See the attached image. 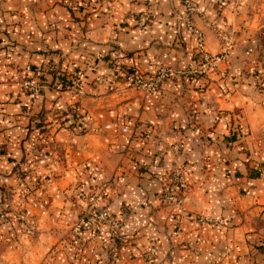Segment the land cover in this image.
I'll list each match as a JSON object with an SVG mask.
<instances>
[{
    "label": "crops",
    "instance_id": "0c3cea01",
    "mask_svg": "<svg viewBox=\"0 0 264 264\" xmlns=\"http://www.w3.org/2000/svg\"><path fill=\"white\" fill-rule=\"evenodd\" d=\"M195 1L204 48L222 56L206 72L183 0H0V183L23 156L41 174L21 240L0 224V264H138L153 241L162 264H264L263 3ZM160 64L174 71L157 94L124 79ZM28 65L44 83L37 95L17 82ZM72 76L86 93L62 86ZM177 142L184 211L160 199ZM94 182L119 219L114 233L72 228L77 191Z\"/></svg>",
    "mask_w": 264,
    "mask_h": 264
},
{
    "label": "built area",
    "instance_id": "2783aa9c",
    "mask_svg": "<svg viewBox=\"0 0 264 264\" xmlns=\"http://www.w3.org/2000/svg\"><path fill=\"white\" fill-rule=\"evenodd\" d=\"M106 5L109 8L111 4L106 2ZM183 6L184 14L182 17L185 25L189 30L195 33L197 44L201 51V64L199 70L201 72H206L211 66L215 65L222 56L220 54H212L204 48L202 30L195 24L193 18L194 14L200 12L196 1L183 0ZM148 18L149 13L142 12L137 16L136 22L140 25H144ZM216 34L223 41L228 42L230 46L232 45L228 33L217 29ZM224 49L226 50V48ZM49 68L50 65L46 67L47 70H49ZM26 70L29 73L34 71L35 74V70H32L29 65L26 66ZM173 71L174 70L171 66L160 64L151 74H144L135 70L126 73L124 79L129 86L141 90L145 96H150L159 93L162 82L169 77ZM35 77L36 76H23L20 77L17 82L23 90L30 92L33 95H37L42 91L44 83ZM96 80L101 82L102 77L97 75ZM68 88H71L78 93H85L78 76L68 78ZM122 130L127 131V128L122 127ZM173 151L175 153L173 165L164 179L162 190L160 192V199L165 205L178 211H184V197L190 185L186 177L187 166L184 158H181L182 153L178 143L173 145ZM199 218L202 221H210L214 223L219 221L218 218L202 214H200ZM104 224L108 226L112 233L116 232L120 226L119 219H117L109 210L104 189L97 187L88 193L86 204L81 210L80 215L72 228L74 231L86 229L89 230L91 234L95 235ZM157 253L158 247L156 242L153 241L148 243L139 256L138 264H162Z\"/></svg>",
    "mask_w": 264,
    "mask_h": 264
},
{
    "label": "rangeland",
    "instance_id": "374dc122",
    "mask_svg": "<svg viewBox=\"0 0 264 264\" xmlns=\"http://www.w3.org/2000/svg\"><path fill=\"white\" fill-rule=\"evenodd\" d=\"M258 1L262 2L263 5H260V7L255 6L256 12L254 15L257 16V19H261L264 23V0H258ZM79 4L80 1H77L76 5ZM260 31L262 35H264V25L263 27L260 28ZM262 38L264 39V36ZM256 45L259 46L260 43H257ZM262 45L264 48V41ZM18 79H20V77ZM87 94H91V93L87 92ZM77 113L78 112H76L75 110L70 111L71 114L70 116L72 117V119H78V117H80L79 114ZM44 129H46V127H43L42 130ZM46 141L47 140L42 141V143H46ZM180 150H181V145H180ZM34 157L35 159H39V158H44V155L37 152L35 153ZM181 158L183 157L181 156ZM25 161L26 158H24L23 156V158H21V160L17 163L15 170L9 172L8 173L9 175L3 173L2 175L4 176L3 177L4 180L2 181V183H0V224L1 223L10 224L13 230L15 231L12 237L17 239L18 241L21 240V239L19 240L20 236L18 235V233H20L23 230H27L30 227V223L27 222L28 220L27 210L29 207L28 202L31 200L32 195L39 194L40 186H41L40 184L41 174L35 171V168L33 167L26 168L25 166H23ZM184 161L186 162V160ZM6 176H8L9 179H6ZM44 178H48V175L42 177V181ZM11 180L17 182L18 186L16 189H13V186H11V184H9V186L6 185L5 182L8 181L10 182ZM38 181L40 182L38 183ZM97 187L104 188V182L101 183L94 182V183L86 184L84 186L83 185L80 186V188L77 191L76 199L80 198L81 201H83V207L86 204V197L88 193Z\"/></svg>",
    "mask_w": 264,
    "mask_h": 264
},
{
    "label": "trees",
    "instance_id": "16d2710c",
    "mask_svg": "<svg viewBox=\"0 0 264 264\" xmlns=\"http://www.w3.org/2000/svg\"><path fill=\"white\" fill-rule=\"evenodd\" d=\"M32 68V70H34V68L33 67H31ZM24 76H36V74H34V71L33 72H28V73H26V74H24ZM62 86H64V87H68V79H64L63 80V82H62ZM82 86V85H81Z\"/></svg>",
    "mask_w": 264,
    "mask_h": 264
}]
</instances>
